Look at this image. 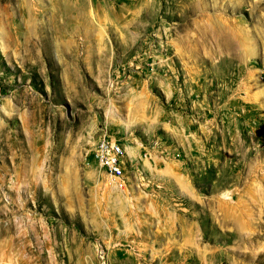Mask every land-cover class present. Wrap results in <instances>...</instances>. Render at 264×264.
Returning <instances> with one entry per match:
<instances>
[{"label": "rangeland", "instance_id": "obj_1", "mask_svg": "<svg viewBox=\"0 0 264 264\" xmlns=\"http://www.w3.org/2000/svg\"><path fill=\"white\" fill-rule=\"evenodd\" d=\"M0 264H264V0H0Z\"/></svg>", "mask_w": 264, "mask_h": 264}, {"label": "built area", "instance_id": "obj_2", "mask_svg": "<svg viewBox=\"0 0 264 264\" xmlns=\"http://www.w3.org/2000/svg\"><path fill=\"white\" fill-rule=\"evenodd\" d=\"M92 159L110 177L119 180L125 171V150L119 140L103 135L91 153Z\"/></svg>", "mask_w": 264, "mask_h": 264}]
</instances>
